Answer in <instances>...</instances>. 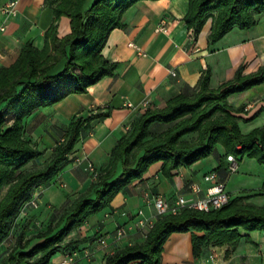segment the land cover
<instances>
[{
    "label": "crops",
    "instance_id": "crops-1",
    "mask_svg": "<svg viewBox=\"0 0 264 264\" xmlns=\"http://www.w3.org/2000/svg\"><path fill=\"white\" fill-rule=\"evenodd\" d=\"M56 1L0 0V29H3L0 69L10 67L26 45L41 51L49 28H55L57 39L69 33L67 19L55 20ZM188 2L145 0L133 4L121 17L122 28L111 31L101 51L104 60L116 65L113 76L102 78L84 94L66 93L69 87L64 83L51 84L50 95L60 93L62 99L52 106L37 108L22 119L25 137L47 153L61 141L73 118L88 120V129L67 157L78 158L80 162L68 161L47 185L35 189L32 194L37 196L35 207L29 204L31 200L24 204L15 226L25 221L33 227L28 233L34 235L50 222L53 210L59 209L67 199L84 193L91 183L87 166L91 165L97 174L103 170L117 141L147 109L160 108L170 98L191 92L206 72L210 75L209 88L216 89L231 80L239 68L243 75H249L264 66V15L257 17L251 29H233L209 45L210 21L198 35L184 22ZM9 3H14L13 13L6 15L1 9ZM160 24L163 30L157 31ZM226 105L237 119L241 135L264 128V83L228 96ZM16 112L10 111L7 127ZM98 115L106 117L99 119ZM224 155L223 148L216 146L209 157L181 167L169 177L162 174L161 163L151 166L104 210L89 216L74 229L49 264H64L67 253L72 256L69 264H104L116 250L144 240L146 230L133 225L139 211L144 218L153 217L152 202L156 197L169 204L180 196L203 198L208 185L203 176L209 172L217 175L230 200L240 199L243 204L263 207L264 165L255 159L236 157L237 171L229 174ZM192 185L198 186V194L191 193ZM120 227L129 228V232L118 239L115 231ZM238 234L241 239L234 248L205 246L196 259L192 255L190 234H172L163 245L160 263L264 264V232L247 233L239 229ZM99 239L105 241V246L98 244Z\"/></svg>",
    "mask_w": 264,
    "mask_h": 264
},
{
    "label": "trees",
    "instance_id": "trees-1",
    "mask_svg": "<svg viewBox=\"0 0 264 264\" xmlns=\"http://www.w3.org/2000/svg\"><path fill=\"white\" fill-rule=\"evenodd\" d=\"M139 1L145 0H57L55 20L67 19L69 33L57 39L55 28H49L41 51L26 45L10 67L0 69V246L34 190L47 185L68 163L67 157L88 129V120L73 118L61 141L47 153L25 137L22 119L62 99L60 93L50 95L51 84L64 83L69 87L66 93L84 94L102 78L113 76L116 65L104 60L101 51L111 31L122 28L123 13ZM260 15H264V0H189L184 22L198 35L210 21L207 39L213 45L233 29H251ZM209 77L206 72L191 92L144 111L112 148L96 181L53 210L45 228L24 244L21 232L4 264H49L74 229L104 210L118 193L157 163H161L162 174L169 177L179 168L209 157L220 146L225 157H246L264 165V128L241 135L237 119L226 105L228 96L264 83V66L249 75H243L239 68L231 80L216 89L209 88ZM13 110L17 111L15 118L7 127L6 114ZM193 135L195 138L186 140ZM46 153L49 156L41 167L26 170ZM239 229L264 232V206L233 199L208 213L182 210L164 216L142 242L116 250L104 264H161L163 245L169 236L185 233L191 236L196 259L205 246L234 248L241 239ZM33 240L39 242L30 246Z\"/></svg>",
    "mask_w": 264,
    "mask_h": 264
},
{
    "label": "built area",
    "instance_id": "built-area-1",
    "mask_svg": "<svg viewBox=\"0 0 264 264\" xmlns=\"http://www.w3.org/2000/svg\"><path fill=\"white\" fill-rule=\"evenodd\" d=\"M13 7L14 3H9L7 6L1 9L3 13L6 15L13 13ZM163 30V24H160L157 28V31ZM0 31H3V29H0ZM171 75L174 76V73L171 72ZM68 161L74 164H78L80 160L78 158H74L70 156L68 158ZM225 161L228 163V169L227 172L229 174H234L237 171V163L236 159L232 155H227L225 157ZM87 169L91 172V179H95L97 177L96 171H94L93 167L91 165L87 166ZM203 181L207 183V188L205 190V194L203 198L201 199H186L184 197H177L176 200L169 204L165 199L161 197H156L153 199L152 205L155 210V214L153 217L150 218H144L142 217V213L139 211L137 213V220L133 223L134 227H137L139 229L148 230L153 226V224L160 218L167 216V215H177L182 210H192L202 213H208L210 211H215L223 206H225L229 200L230 197L228 193L225 191L224 186L221 182H219L217 175L214 172H209L203 176ZM191 193L192 194H198L200 192L198 186L192 185L191 186ZM37 199V196L34 195L31 198V201L29 204L32 207H35V200ZM123 215V214H122ZM129 232V228L126 227H120L116 229V238H124L127 236ZM98 244L100 246H105V241L103 239L98 240ZM65 263L69 264L72 262V256L70 254L65 255ZM214 258H211V263H213Z\"/></svg>",
    "mask_w": 264,
    "mask_h": 264
},
{
    "label": "rangeland",
    "instance_id": "rangeland-1",
    "mask_svg": "<svg viewBox=\"0 0 264 264\" xmlns=\"http://www.w3.org/2000/svg\"><path fill=\"white\" fill-rule=\"evenodd\" d=\"M10 117L9 114H6V118ZM8 122V121H7ZM12 123H10L11 125ZM6 126L7 123H6ZM60 135V134H59ZM60 136H58L59 138ZM191 137H186V140H190ZM59 141V140H58ZM36 144V142L34 143ZM40 150H43L41 149V147H39ZM47 154V153H46ZM49 154L45 155L44 157L38 159L37 161L33 162L31 165H28L26 167V170H29V169H34V168H38V167H41L44 160H47ZM97 178V177H96ZM96 178L93 180L91 179V182H95L96 181ZM44 201H46V199H43ZM19 218V217H18ZM17 218V219H18ZM17 221V220H16ZM45 221H43V224H44ZM18 223V221H17ZM17 223L15 222V225H17ZM42 224V225H43ZM46 224L43 225V229L45 228ZM29 228H33L31 225L27 224L25 221L22 222L21 224H18V226H14V228L11 230L10 234H9V237L8 239H6V241L0 246V264H4L5 261H6V258L8 256V254L13 250L14 248V245H15V242H16V238L18 235L21 234L22 232V243L24 244L25 241L29 240L30 238H32L33 235H31L29 232ZM28 233V234H27ZM39 241L38 240H33L31 243H30V246L38 243Z\"/></svg>",
    "mask_w": 264,
    "mask_h": 264
}]
</instances>
